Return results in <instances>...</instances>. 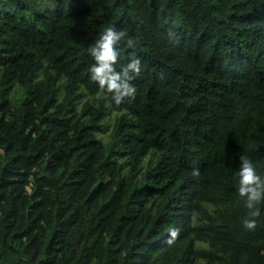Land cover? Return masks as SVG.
<instances>
[{
	"label": "trees",
	"instance_id": "16d2710c",
	"mask_svg": "<svg viewBox=\"0 0 264 264\" xmlns=\"http://www.w3.org/2000/svg\"><path fill=\"white\" fill-rule=\"evenodd\" d=\"M110 26L120 105L89 72ZM240 155L264 179V0H0V264H264Z\"/></svg>",
	"mask_w": 264,
	"mask_h": 264
},
{
	"label": "clouds",
	"instance_id": "9594fccd",
	"mask_svg": "<svg viewBox=\"0 0 264 264\" xmlns=\"http://www.w3.org/2000/svg\"><path fill=\"white\" fill-rule=\"evenodd\" d=\"M121 41H125L129 49L135 47L133 37L126 36L124 31H117L114 26H110L87 49L94 60L89 68L90 79L96 82L101 90L110 94L111 100L116 105H120L125 98L135 97L136 89L131 81L141 72L139 58H131L119 71L116 69L121 57L119 47ZM239 159L238 192L241 197L246 198V207L249 209V215L243 220V227L253 231L257 227L255 218L260 215L257 205L264 200V179L257 173L251 159L246 155H240ZM192 175L199 176V170L194 169ZM172 234L174 236L176 233Z\"/></svg>",
	"mask_w": 264,
	"mask_h": 264
}]
</instances>
